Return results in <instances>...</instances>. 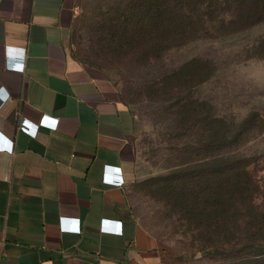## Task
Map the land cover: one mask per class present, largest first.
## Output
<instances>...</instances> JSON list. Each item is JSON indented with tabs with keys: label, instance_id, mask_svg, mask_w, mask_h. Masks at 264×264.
<instances>
[{
	"label": "crops",
	"instance_id": "0c3cea01",
	"mask_svg": "<svg viewBox=\"0 0 264 264\" xmlns=\"http://www.w3.org/2000/svg\"><path fill=\"white\" fill-rule=\"evenodd\" d=\"M77 9L0 0V134L11 141L0 150V264H161L132 202L134 119L104 71L77 57Z\"/></svg>",
	"mask_w": 264,
	"mask_h": 264
},
{
	"label": "rangeland",
	"instance_id": "374dc122",
	"mask_svg": "<svg viewBox=\"0 0 264 264\" xmlns=\"http://www.w3.org/2000/svg\"><path fill=\"white\" fill-rule=\"evenodd\" d=\"M126 1L77 0L74 50L81 59L105 70L134 119L136 180H147V184H139L132 194L138 221L157 240L162 251L161 264H264V254L255 259L259 254L254 250L255 245L241 238L234 240L235 246L216 237L209 242L201 239L200 229L188 221V215L173 200L155 194L157 181L150 183L152 178L165 175L188 161L187 151L190 147L196 148L199 140H208L204 129L213 115L223 118L227 129H231L239 126L246 116L256 114L263 123L247 129L240 145L228 150L247 159L251 186L257 196L256 214H264V58L251 57L249 52L264 33V21L240 33L204 36L173 48L150 67L108 63L105 59L109 54L102 40L108 24L105 19ZM196 58L211 62L212 71L191 91L190 101H200L205 119L186 128L180 125L183 115L175 106L176 100L167 101L165 95L147 94L146 90L153 81L161 86L176 72L174 69ZM207 155H196L194 159ZM223 158L210 160V168L216 167ZM239 217L245 216L240 213ZM235 233L244 235L246 227L240 225ZM259 243L264 244V237Z\"/></svg>",
	"mask_w": 264,
	"mask_h": 264
},
{
	"label": "trees",
	"instance_id": "16d2710c",
	"mask_svg": "<svg viewBox=\"0 0 264 264\" xmlns=\"http://www.w3.org/2000/svg\"><path fill=\"white\" fill-rule=\"evenodd\" d=\"M107 17L102 39L109 54L105 61L150 67L173 48L204 36L240 33L263 22L264 0H127ZM249 52L251 57L264 58V33ZM78 58L88 66L105 71ZM211 67L212 63L207 60L191 59L174 69L176 72L164 84L161 82V86L153 81L146 92L165 95L167 101L176 100L175 106L183 115L180 125L196 126L205 118L200 101H190L191 91L208 78ZM183 94L187 97L182 98ZM180 99L184 102L180 103ZM260 123L262 119L250 114L239 126L227 129L225 120L213 115L204 129L208 140H199L196 148L190 147L187 151L190 159L150 180V183L157 181L155 194L173 200L188 215V221L200 229L201 239L209 242L216 237L235 246L234 240L241 238L255 245L254 250L259 252L255 259L264 254V244L259 243L264 237L261 235L264 214H256L257 196L251 186L247 159L228 149H236L244 140L245 131ZM200 154L208 155L195 160ZM220 157L224 158L211 169L209 163ZM145 184L147 180L141 182ZM240 213L245 217H239ZM240 225L246 227L242 236L235 233Z\"/></svg>",
	"mask_w": 264,
	"mask_h": 264
},
{
	"label": "clouds",
	"instance_id": "9594fccd",
	"mask_svg": "<svg viewBox=\"0 0 264 264\" xmlns=\"http://www.w3.org/2000/svg\"><path fill=\"white\" fill-rule=\"evenodd\" d=\"M3 91H4L3 89H0V92H3ZM46 119H50L51 122H54L53 128H55L56 124L58 123V120L55 118H46ZM26 123L28 122L26 121ZM0 138H2L3 141H6V144L3 142H0L3 144V148H0V150H4L6 148L8 151H11V141L7 140L2 134H0ZM106 172L110 174H114L117 177L119 183L121 184L123 183V172L120 168L106 166ZM106 182L111 183L112 181L106 180ZM117 223L119 225V222Z\"/></svg>",
	"mask_w": 264,
	"mask_h": 264
},
{
	"label": "snow or ice",
	"instance_id": "6c2138e0",
	"mask_svg": "<svg viewBox=\"0 0 264 264\" xmlns=\"http://www.w3.org/2000/svg\"><path fill=\"white\" fill-rule=\"evenodd\" d=\"M49 123H51V124H52V126L54 125V122H51V121H49ZM0 142H3V143H5V144H6V141H3V139H2V138H0Z\"/></svg>",
	"mask_w": 264,
	"mask_h": 264
}]
</instances>
